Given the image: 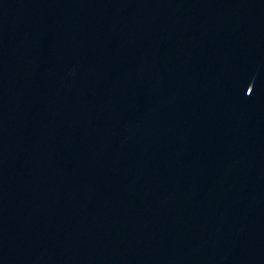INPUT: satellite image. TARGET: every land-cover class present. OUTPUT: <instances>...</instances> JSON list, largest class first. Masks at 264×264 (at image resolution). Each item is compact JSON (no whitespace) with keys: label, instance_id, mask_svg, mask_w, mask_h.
Returning a JSON list of instances; mask_svg holds the SVG:
<instances>
[{"label":"water","instance_id":"obj_1","mask_svg":"<svg viewBox=\"0 0 264 264\" xmlns=\"http://www.w3.org/2000/svg\"><path fill=\"white\" fill-rule=\"evenodd\" d=\"M0 264H264V0H0Z\"/></svg>","mask_w":264,"mask_h":264}]
</instances>
